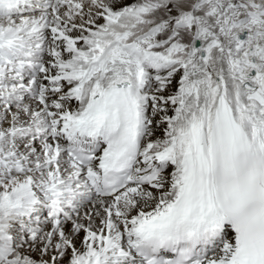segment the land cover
<instances>
[{
  "label": "snow or ice",
  "instance_id": "6c2138e0",
  "mask_svg": "<svg viewBox=\"0 0 264 264\" xmlns=\"http://www.w3.org/2000/svg\"><path fill=\"white\" fill-rule=\"evenodd\" d=\"M0 264H264V0H0Z\"/></svg>",
  "mask_w": 264,
  "mask_h": 264
}]
</instances>
